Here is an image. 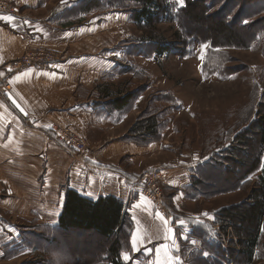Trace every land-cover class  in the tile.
<instances>
[{
  "label": "crops",
  "instance_id": "1",
  "mask_svg": "<svg viewBox=\"0 0 264 264\" xmlns=\"http://www.w3.org/2000/svg\"><path fill=\"white\" fill-rule=\"evenodd\" d=\"M6 1L15 12L0 11V63L6 66L38 47L54 50L58 60L17 72L10 78L12 91L4 96L0 264L39 262L43 257L36 245L42 237L55 247L67 190L94 201L114 197L124 202L132 221L133 252L153 245L182 252L187 244L191 251H213L214 218L245 200L220 208L210 205L245 189L219 192L210 174L216 165L209 157L189 158L167 135L133 130L145 110L134 99L125 107L115 105L116 98L130 92L107 83L113 42L82 17L98 8L88 9L81 0ZM54 124L84 136L93 154L78 153L60 141ZM148 171L163 173L162 211L156 212L143 194L141 178Z\"/></svg>",
  "mask_w": 264,
  "mask_h": 264
},
{
  "label": "rangeland",
  "instance_id": "2",
  "mask_svg": "<svg viewBox=\"0 0 264 264\" xmlns=\"http://www.w3.org/2000/svg\"><path fill=\"white\" fill-rule=\"evenodd\" d=\"M81 1L88 9L98 8V12L82 16L87 26H97L115 48L109 76L114 82L107 83L134 93L136 105L140 102L138 107L145 110L142 123L153 117L158 122L156 133L167 135L189 158L209 157L216 165L210 174L219 192L235 189L228 186L231 170L236 177L244 170H238L243 162L249 165L256 160L248 188L238 196L216 200L210 207L249 201L252 189L264 180V144L257 131L264 116V0H200L204 9L195 13L187 11L195 0H184L183 6L177 0H164L163 10L155 9L152 23L139 18L145 0ZM231 158L237 165H232ZM218 218H214V232L210 231L215 251H191L189 244L182 252L142 246L146 249L125 252L123 263L237 264L236 251L231 248L238 240L234 241L233 230L224 229ZM62 234L55 247L61 257L71 256L72 261L60 262L65 264H100V256L111 243L92 233ZM203 255L210 260H203ZM255 264H264V260L257 257Z\"/></svg>",
  "mask_w": 264,
  "mask_h": 264
},
{
  "label": "trees",
  "instance_id": "3",
  "mask_svg": "<svg viewBox=\"0 0 264 264\" xmlns=\"http://www.w3.org/2000/svg\"><path fill=\"white\" fill-rule=\"evenodd\" d=\"M145 1L144 9L139 18L141 21L152 23L156 17L155 9L163 10L165 1ZM198 9L203 10L204 5L200 0H195L189 3L187 11L195 13ZM221 26L227 31L224 24ZM161 51L160 49L159 53ZM134 96V93H129L124 97L120 96L115 99V105L117 107L130 105ZM139 123L134 125L133 130H138V127H140L138 126ZM157 125V120L152 117L142 123L140 130L155 135ZM257 131L261 135V142L264 144V116L258 123ZM231 156L234 157L233 155ZM230 161L232 165H237L234 158H231ZM241 165L242 167L238 170L243 168V172L238 173L234 177L232 175L235 174V171L231 170L227 181L228 186L235 189L241 187L246 190L248 188L247 179L249 174L254 172L257 162L254 159L249 165L246 161ZM242 182L243 187L241 186ZM217 216L224 229H232L233 235L238 240L237 245H235L236 247L231 248V250L236 251L234 260L237 264H255L257 257L261 261L264 260V243H261V235L264 229V180L252 189L249 201L223 208L218 212ZM57 230H59V233H63V231L92 233L99 237L102 242L111 241L110 245L106 247V252L101 251L103 254L100 256L99 263L109 261L111 264H124L122 255L125 252L131 251L132 221L126 212L124 202L114 197H102L94 201L80 195L74 190H67L64 210ZM59 236L62 237L63 234L54 238V244H57ZM41 239L36 248L42 253L44 259L37 263L28 264H65L66 262H60L62 260H71V256L61 257L58 248L50 244L48 237H42ZM222 247L225 248L224 245ZM221 256L225 255L221 254ZM202 259L206 261L210 260L208 257H204V255Z\"/></svg>",
  "mask_w": 264,
  "mask_h": 264
},
{
  "label": "built area",
  "instance_id": "4",
  "mask_svg": "<svg viewBox=\"0 0 264 264\" xmlns=\"http://www.w3.org/2000/svg\"><path fill=\"white\" fill-rule=\"evenodd\" d=\"M0 11L15 12L14 6L9 2L0 1ZM58 60L57 53L49 48L38 47L28 50L19 59L10 62L8 65L0 63V111L3 108L4 96L12 91L10 78L17 72L36 67H45ZM29 122V117L26 118ZM52 130L57 138L81 154H93L87 139L74 131L71 127L54 124ZM163 173L161 171H148L141 178L142 191L145 198L156 206L158 211L164 208ZM237 241L236 238H233Z\"/></svg>",
  "mask_w": 264,
  "mask_h": 264
},
{
  "label": "snow or ice",
  "instance_id": "5",
  "mask_svg": "<svg viewBox=\"0 0 264 264\" xmlns=\"http://www.w3.org/2000/svg\"><path fill=\"white\" fill-rule=\"evenodd\" d=\"M177 2H178L181 6H183V4H184V0H177ZM205 47H207V45H205ZM157 215H159V214H157ZM205 215H207V214H205ZM160 219H161V220H164V217L160 216ZM164 223L166 224L167 221L164 220ZM192 243L195 244L196 242H195V241H192ZM205 255H206V253H205ZM124 259H125V260H128V259H129V256H128L127 254H125V255H124Z\"/></svg>",
  "mask_w": 264,
  "mask_h": 264
}]
</instances>
